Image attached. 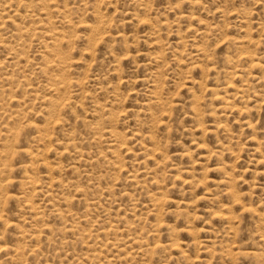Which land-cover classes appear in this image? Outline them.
Listing matches in <instances>:
<instances>
[{"label":"rangeland","instance_id":"1","mask_svg":"<svg viewBox=\"0 0 264 264\" xmlns=\"http://www.w3.org/2000/svg\"><path fill=\"white\" fill-rule=\"evenodd\" d=\"M0 264H264V0H0Z\"/></svg>","mask_w":264,"mask_h":264},{"label":"bare ground","instance_id":"2","mask_svg":"<svg viewBox=\"0 0 264 264\" xmlns=\"http://www.w3.org/2000/svg\"><path fill=\"white\" fill-rule=\"evenodd\" d=\"M18 35H20V33H19ZM60 83H61V82H60ZM3 166L6 167V165H3ZM4 167H3V168H4ZM6 169H7V167H6ZM221 217H222V216H221Z\"/></svg>","mask_w":264,"mask_h":264}]
</instances>
